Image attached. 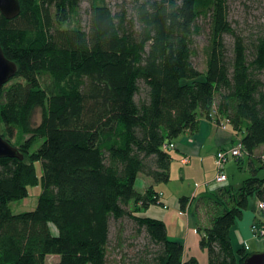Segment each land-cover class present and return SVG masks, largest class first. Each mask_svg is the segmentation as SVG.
I'll return each instance as SVG.
<instances>
[{
    "label": "trees",
    "instance_id": "16d2710c",
    "mask_svg": "<svg viewBox=\"0 0 264 264\" xmlns=\"http://www.w3.org/2000/svg\"><path fill=\"white\" fill-rule=\"evenodd\" d=\"M18 1L16 18L0 13V47L17 68L1 91L0 134L23 156L0 158V264H45L49 256L58 258L52 264H108L110 228L125 219L146 240L133 264H198L183 261L182 240L163 221L140 215L159 194L135 186L139 175L167 184L172 156L164 146L202 119L241 136L237 162L245 156L251 176L219 191L230 205L210 217L199 244L207 264H244L251 253L233 248L230 231L249 198L264 202V155L256 154L264 147V30L245 45L227 20V0L139 1L132 16L88 0L87 28L81 0ZM207 18L201 72L193 45ZM226 34L235 37L231 56ZM39 184L35 209L13 213L9 204ZM188 201L179 199L182 211Z\"/></svg>",
    "mask_w": 264,
    "mask_h": 264
},
{
    "label": "rangeland",
    "instance_id": "374dc122",
    "mask_svg": "<svg viewBox=\"0 0 264 264\" xmlns=\"http://www.w3.org/2000/svg\"><path fill=\"white\" fill-rule=\"evenodd\" d=\"M143 2L146 0H106V4L111 11L112 14L120 13V12H126L127 15L131 16L133 15L132 8L135 4V2ZM89 1L88 0H81V7H80V21L81 26L84 28L88 26L89 22V15H90V9H89ZM227 11H228V22L238 37H240L243 40V43L245 45H248V43L262 34L264 30V0H227ZM197 25L200 28V33L194 37V45H193V64L199 71H205V63H206V53L207 48L209 44V35H210V19H200L197 22ZM135 29L139 31V26L136 24ZM223 41L225 48L227 49L229 56L232 55V50L234 48V41L235 37L230 34H226L223 36ZM10 84V83H9ZM8 86V84H6ZM40 120L39 114L35 116V121L38 123ZM2 128V126H0ZM42 142H39L34 148L33 151L36 150L39 145ZM264 155L263 150H258L256 154ZM260 155V156H261ZM236 159H230V161L225 166L224 174L226 178V181L221 183H216L214 181L215 179V166H214V172L213 169H208V177L213 178V184L209 186V189L203 194L198 195L196 200L194 201L193 205L191 206L188 217L179 216L180 223L182 224V230L185 231L186 222L189 221L190 225L194 228H200L199 233V243L201 240V234L202 231L205 228H208L210 225L211 218L219 215L222 213L223 208L222 204L229 203L228 195H225L224 193H220V190H223L224 188L229 189L230 186L233 187L234 190H237L242 184L239 186V182L242 180V178L245 175L244 179H248L251 175L248 172V159L244 158L242 159L241 168H238L236 166ZM260 163L258 161H255V166H259ZM36 176L41 179L42 176V165L41 162H35L34 163ZM234 176V179L232 177ZM260 178H264V169L259 171ZM210 179V178H208ZM243 183V182H242ZM185 184V183H184ZM140 185L141 182H136L135 189L137 191H140ZM195 188V184L191 183V186L188 187V185L185 188H181L184 190L181 197L190 198L192 195V191ZM205 188V187H204ZM191 190V191H190ZM28 197L23 200L14 201L9 204V207L11 211L15 214L23 213L32 211L35 209L37 205V199L38 196L41 193V185H34L29 187L28 189ZM218 194V196H217ZM178 204V202H177ZM177 204H170L169 211H165L166 215H171L175 208L178 206ZM191 204V203H190ZM221 204V206L219 205ZM160 206L157 204L151 205L147 209L146 215L152 216V212L155 210H160ZM155 215V214H154ZM258 216L261 217L260 220H262V216L259 215V212L257 210V202L254 197L249 198L248 208L243 213V216L241 219L237 220L236 223H243L244 220L246 221L247 218L250 216ZM157 216V215H156ZM148 217V216H147ZM211 217V218H210ZM135 225L133 222L125 219L121 221V223L118 224H112L110 230V248L108 251V264H133V259L138 251H141L143 249L144 244L146 243L145 237L137 235L135 232ZM197 230V229H196ZM195 230V231H196ZM250 230V227H249ZM173 230L170 229V233H172ZM176 231V230H175ZM115 236H121L120 239H124V243L122 246H118L115 242ZM190 244L189 248L192 249V254L194 255L197 251H202V248L200 247V244ZM247 245H248V252L249 253H264V241L259 239L250 238V231H249V238L247 239ZM189 251V250H188ZM205 254L207 252L205 251ZM193 257V256H191ZM54 257L50 256L45 264H52L55 260ZM188 259V258H187ZM202 262V261H201ZM208 259H206V262H202L203 264H207Z\"/></svg>",
    "mask_w": 264,
    "mask_h": 264
},
{
    "label": "crops",
    "instance_id": "0c3cea01",
    "mask_svg": "<svg viewBox=\"0 0 264 264\" xmlns=\"http://www.w3.org/2000/svg\"><path fill=\"white\" fill-rule=\"evenodd\" d=\"M240 139L241 136L237 135L229 125L219 127L206 119H202L197 131L194 133H190L188 131L184 132L173 141L175 148L169 150L172 156V161L170 165V180L167 184H154L151 179L142 175H139L137 178V181L141 182L140 192H145L147 188L152 186L158 194H161L159 196L160 203H157V205L160 206V210L153 211L152 216L146 215L147 210L140 213V215L163 221L166 226L167 235L170 238L182 240L184 247L182 256L183 261H186L193 256V258L198 261V264H203L202 262H206L207 254H205L206 250L204 249L200 252L197 251L194 255L192 254V249L189 248V245H198L200 228H194L190 225L189 221H187L185 231H183L179 216L188 217V212L198 195H203L209 189V186L213 184V178L211 179V177H208L207 174L209 168L211 170L213 169L214 172L216 153L220 150H227L231 148ZM260 150L264 151V147ZM256 157L258 156L254 154L252 159ZM237 161L238 160H236L235 163L236 166L242 169V162L238 164ZM215 171L217 173V169H215ZM244 178L245 175L238 183L239 186L242 182H244V180H246ZM232 179H234V176ZM191 183L195 184V188L192 191V195L189 198L185 211H182L180 209L179 199L186 193H183L184 190L181 188L186 189V186H191ZM230 188L233 189L231 186ZM168 203L178 205L171 215L165 214V211H169V206L167 205ZM163 206L167 208L165 209ZM256 217L258 216H250L246 219V221L244 220L243 223H236L231 228L230 238L234 249L243 247L244 244L247 245L249 227ZM170 229L173 230L172 233H170ZM49 257H47V259ZM52 257H54V262H57L58 258L55 256Z\"/></svg>",
    "mask_w": 264,
    "mask_h": 264
},
{
    "label": "water",
    "instance_id": "95a60500",
    "mask_svg": "<svg viewBox=\"0 0 264 264\" xmlns=\"http://www.w3.org/2000/svg\"><path fill=\"white\" fill-rule=\"evenodd\" d=\"M18 0H0V13L6 20H12L20 14ZM16 65L9 61L3 54L0 47V95L4 85H6L16 75ZM0 158H15L23 160V156L16 148L4 140L0 134ZM244 264H264V253H251Z\"/></svg>",
    "mask_w": 264,
    "mask_h": 264
},
{
    "label": "built area",
    "instance_id": "2783aa9c",
    "mask_svg": "<svg viewBox=\"0 0 264 264\" xmlns=\"http://www.w3.org/2000/svg\"><path fill=\"white\" fill-rule=\"evenodd\" d=\"M224 127V126H223ZM175 148V145L169 144V146H164L166 150H172ZM243 156V147L240 141H237L234 146L227 150H220L215 155V166L217 169V173L214 181L216 183H221L226 181V176L224 174V167L230 161V159H240ZM161 194H159L160 196ZM163 208H167L163 206ZM257 210L259 215L262 216V220L255 219L250 225V238L259 239L264 241V202L257 203ZM243 248L247 251L248 246L246 244L243 245Z\"/></svg>",
    "mask_w": 264,
    "mask_h": 264
}]
</instances>
